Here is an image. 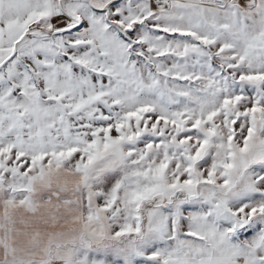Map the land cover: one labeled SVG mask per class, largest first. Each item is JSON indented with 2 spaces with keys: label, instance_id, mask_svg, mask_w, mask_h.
Instances as JSON below:
<instances>
[{
  "label": "snow or ice",
  "instance_id": "obj_1",
  "mask_svg": "<svg viewBox=\"0 0 264 264\" xmlns=\"http://www.w3.org/2000/svg\"><path fill=\"white\" fill-rule=\"evenodd\" d=\"M0 264H264V0H0Z\"/></svg>",
  "mask_w": 264,
  "mask_h": 264
}]
</instances>
